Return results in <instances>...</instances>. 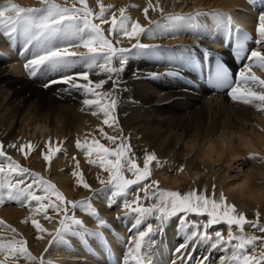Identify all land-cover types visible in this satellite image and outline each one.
<instances>
[{
	"label": "snow or ice",
	"instance_id": "6c2138e0",
	"mask_svg": "<svg viewBox=\"0 0 264 264\" xmlns=\"http://www.w3.org/2000/svg\"><path fill=\"white\" fill-rule=\"evenodd\" d=\"M96 3L99 11L90 6L89 0H71V3L69 0L64 3L40 0V7H22L7 0L0 5V30L7 36L20 30L31 38L24 63L30 78L40 81L45 90L58 86L55 92L59 96L81 94L86 97L82 101L85 108L81 111L89 110L90 115L100 118L99 138L89 133L83 142L77 140L75 146L86 154L89 165H95L108 174L107 178L97 176V180L102 186L100 189L107 190L109 199L113 200L108 207L116 206L118 212L123 213L117 219L127 221L131 233L128 254L131 262L155 264L153 249L175 221L177 238L183 239L173 255L179 254L177 258L181 264H212L209 259L212 252L220 253L216 264H264V222L258 210L254 219H249L246 213L238 210L236 203L228 201L223 191L217 198L214 184L211 193L206 188L184 192L162 188L158 180L152 179L154 166H166L157 154L153 151L138 156L130 143V136L109 135L105 131L108 128L123 132L118 109L122 93L128 91L123 74L130 62L141 58L156 61L161 53H167L168 62L175 70L165 75L175 73L174 78L180 79L183 72L178 69L194 65L195 49L208 51L203 45L163 49L142 43L141 37L154 39L157 29L161 34L175 36L185 30L175 22L193 20L200 15L213 17L216 32L222 35L225 27L221 20L230 14L197 12L188 16L176 13L164 16V9L149 0L143 9L146 19L149 9H152L158 11L164 20L174 23L165 27L149 20L152 26L145 28L127 14L126 8H119L117 14L103 0H96ZM257 33L264 38V15L258 20ZM200 34L213 38L211 32ZM257 44H264V39H258ZM23 50L21 46L20 51ZM197 58L205 82L211 79L220 88L227 85L230 99L254 105L264 112V79L252 72L254 66L264 69V51L253 50L247 57L248 64L234 72L231 83L216 77L213 61ZM138 72L134 69L133 75L137 76ZM149 75L159 77L157 73ZM215 93L217 90L214 89ZM8 149H15L28 159L38 147L32 142L18 144L13 140L6 145L0 141V206L16 203L30 208L33 215L24 223L34 228V241H43L46 237L51 240L43 255L34 254L28 239L0 219V229L20 237L9 238L0 234V264H20L21 260L27 264H52L48 259L51 244L66 228L73 224L82 225V221L73 215L77 200L66 199L55 184L14 159ZM62 152L59 142L49 139L41 155L50 167L57 154ZM177 171L183 172L184 166L181 165ZM71 175L75 177L77 186L95 194L97 190L86 181L79 161H76ZM50 210L60 217L59 227L54 232H50L38 219L43 217L52 221L54 217L49 215ZM218 225H224V228ZM246 228L253 229V234H248ZM256 231L260 235L254 234ZM190 244L192 250L188 251ZM201 246L209 250V255L197 256L193 260L196 249Z\"/></svg>",
	"mask_w": 264,
	"mask_h": 264
},
{
	"label": "bare ground",
	"instance_id": "6f19581e",
	"mask_svg": "<svg viewBox=\"0 0 264 264\" xmlns=\"http://www.w3.org/2000/svg\"><path fill=\"white\" fill-rule=\"evenodd\" d=\"M129 1L131 0H105L106 3L104 4L112 6L113 11H116L117 14L119 8H126L127 14L129 13V16L133 20H137L145 26L150 20L151 15L148 14V18L146 19L143 9L148 6L149 1L145 2L141 10L139 8L138 11L127 5ZM240 1L196 0L192 6H189L190 9L189 7L183 9L184 7L179 3L176 9L180 11L183 9L182 12L187 9H197L201 6H207L208 8L218 6L224 9L223 13L230 14V16H225L228 17L230 23L234 22L237 25L243 26L250 33L252 41L248 57L253 50H256L253 49L252 45L259 37L257 27L253 23L254 13L257 7L264 6V0H251V4L254 7H250L251 4L239 3ZM153 2L155 0H151V3ZM31 3L23 2L25 7L26 4L30 6ZM238 3L239 6L237 5ZM37 5H40V2H35V6ZM236 6L239 7L238 10H235ZM173 9L175 8L168 5L164 11H171ZM240 10H243L245 13H242ZM149 11L151 12L152 10L149 9ZM153 13L157 14L159 12L155 11ZM173 23L170 21V25ZM221 23L224 25L223 19ZM180 25L184 26L185 30L175 36L161 34L160 30L157 29L156 31L159 34L164 35L161 40L141 37V42L158 45L163 49H176L177 46L203 45L206 46L208 51L205 52L196 48L194 54L201 51L202 55L211 53L223 58L226 57L227 52L224 49L223 40L227 30L225 29L222 35L217 34L216 22L213 17L208 15L205 17L199 16L193 20L180 22ZM207 32H211L213 38L200 34ZM233 34V29H230L229 45L231 44ZM4 35V31L0 30V55L1 57H7L0 58V141H3L6 145L9 141L13 140L18 144L26 143V139L24 140L23 138H26L28 135L25 137V134H28L29 131H39L45 137H50L47 134L49 132L52 135V139H56L55 137L53 138L55 134L59 135L62 140L69 136L74 141V145H76V135L83 137L87 132L89 133L91 130H94L95 127L97 130L101 123L100 118L90 115L89 110L81 111L82 108H85L82 101L86 97H82L78 93H74L71 96H59L54 90L55 85L45 90L40 84L35 82V79L30 78V75L28 76L27 71L24 70V63L28 47L32 42L31 38L20 30L2 38ZM21 46H23V51H20ZM126 46L128 45L126 44ZM167 56V53H161L156 61L141 58L130 62L127 66V71L123 74V77L128 91L122 93L121 104L118 109L120 126L123 129V133L126 135L134 133L136 134L135 136L138 134L137 139L146 148L149 147L155 150L161 161L165 158L168 162H174L172 163L174 171L171 176H166V172L169 170L163 167L160 168L161 175L157 178L163 182L168 179L167 184L170 188L180 182L192 184L198 182L204 188L208 175L212 173L214 176L217 174L216 179L213 180L216 184V195L223 191L230 201L240 207L242 212L246 213L251 208H258L257 204L264 206V201L256 203L248 199L246 195H240L241 192L246 191V181H251L252 189L264 188V178L258 174L260 171H264V157L256 154L255 158L258 159V162L243 165L245 163L243 152H264V131L256 133L255 127H248L249 123L255 126L259 122L264 121V112L259 111L254 105L250 106L233 101L230 99L227 91L221 95H209L205 91L203 93L197 92L194 86L198 87L199 84L193 76L192 66H189L188 69H178L183 72V77L180 79L174 78L175 73L169 76L165 75V73L175 70L169 64ZM134 69L139 70L137 76L133 75ZM150 73H157L159 77L152 78L149 75ZM94 79H99V77H94ZM47 91H52V94L60 99L56 100L48 96L46 94ZM206 99L219 102L211 113L204 104ZM224 127L243 130L249 134L251 146L244 148L240 146L238 141H234L233 147L225 157L216 160L215 163H208L202 159L204 149L216 139L218 133ZM62 140H59V142ZM132 143L135 145L138 141L135 139ZM43 145L41 143L36 152H41L43 150L41 146ZM137 150H142V147H138ZM8 151L14 159L27 166H34L36 169H43L44 167L43 160L26 161L25 158L20 157L15 149H8ZM77 154L76 152L74 156L85 164L86 161L83 159L85 157ZM58 164L54 162L51 167L58 169L61 165ZM181 165L184 166V171L178 172L177 169ZM59 170H62V167ZM252 170H255V173ZM175 174H180L181 178L177 179V175L175 176ZM55 176H60V174L57 172ZM178 180L180 181L179 183ZM92 184L96 186V184ZM73 185L76 186V184L66 180L60 185L63 187L61 189L66 191L68 200L79 198V196L83 195L78 192L79 195L75 194V192L72 193L73 191L70 192L68 189H71ZM172 189L174 190V187ZM82 207L78 205L74 209L73 215L82 221V225L87 224L88 227L77 233L78 240L76 241H78V247L76 248V252H74V256H87L86 261L89 264H133L128 255L129 241L124 246L121 239L115 240V238H109L107 236L109 232H99V230H105L104 224H111L108 221L117 215V213L113 210V212H108V209L104 210V215L101 217V221L99 220L100 224H98L92 214L93 211L88 210V207ZM28 214L26 215L25 210L21 208L0 206V218L6 221L7 224L16 227L22 236L28 239L31 246L30 249L34 254L42 255L50 237H46V241H43V243H34V229L29 224L24 223L31 216ZM51 216L54 217L52 221L42 219L50 232L54 230V227H57L60 218L54 213ZM119 220L122 222L121 225L115 224L116 231L127 230V221L123 219ZM262 222H264V217ZM96 230L98 231L94 236L90 237V241H86L90 243L89 249L84 246L82 239L84 241L85 239L88 240L91 231L95 232ZM0 234L9 237L8 234H4L3 229H0ZM181 241L177 240L176 229H169L168 234L161 238V241L153 249L152 259L155 264H181V261L177 258L179 254H176L175 257L173 255L176 246ZM191 250L190 244L188 251ZM196 251L192 257L193 260L197 256L204 254L207 256L209 252L208 249H205L201 255H196ZM209 259H211V255ZM78 260L79 258H73V263L70 264H82ZM20 264H27V262L21 260ZM52 264H61V258H58L57 261L54 260Z\"/></svg>",
	"mask_w": 264,
	"mask_h": 264
},
{
	"label": "rangeland",
	"instance_id": "374dc122",
	"mask_svg": "<svg viewBox=\"0 0 264 264\" xmlns=\"http://www.w3.org/2000/svg\"><path fill=\"white\" fill-rule=\"evenodd\" d=\"M40 2V0H12V2H14V3H17V4H19V5H21L22 7H25V5L23 4V2H26V3H29V2H32L31 3V5L29 6V4H26V7H33V6H35V2ZM135 1V2H134ZM147 1H149V0H131V1H129L128 2V6L130 7V8H133L134 10H137L138 11V9L139 10H141V8H142V6L145 4V2H147ZM196 0H159V1H157L156 2V0H155V2H153L152 4L153 5H157V4H159V6L160 7H162L164 10L166 9V6H170V7H173V8H175V9H173V10H171V11H178L177 9H176V7L178 6V3L179 4H182V7H184L183 9H185V7H189V6H192L193 5V3L195 2ZM206 1H208V0H206ZM219 1H221V0H219ZM7 2V0H0V5H3V4H5ZM56 2L57 3H64L65 2V0H56ZM184 2V3H183ZM69 3H71V0H69ZM103 3H106L105 2V0H103ZM218 3V2H217ZM89 4H90V6L91 7H93L96 11H99V7H97L98 5H97V3H96V0H89ZM131 4V5H130ZM138 6V7H132V6ZM37 6H40V5H37ZM183 9H181V11H183ZM189 9H190V7H189ZM189 9H187V10H184V14H186V13H188V15L189 14H192V13H197V12H199V10L198 11H195V12H193V11H190ZM152 10V9H151ZM189 10V11H188ZM186 11H188V12H186ZM128 12V11H127ZM153 12H155V10H152L151 12L149 11L148 12V14H150L151 16H150V21H155V22H157V21H159V19H161L160 21L162 22V21H165L164 20V18L163 17H161V14H159V13H157V14H155V13H153ZM156 12H158V11H156ZM166 12V11H165ZM201 12V11H200ZM159 14V15H158ZM128 15H129V13H128ZM187 15V16H188ZM164 16H167V14L165 15L164 14ZM199 17V16H198ZM200 17H202V15H200ZM197 18V17H196ZM164 24V23H163ZM152 25H150V23L148 22L147 23V26L145 27V28H148V27H151ZM158 36V35H157ZM162 36H164V35H162ZM263 48H264V44H263ZM253 71V70H252ZM253 72H256V75L258 76H261V77H263V75H261L260 74V72L259 71H253ZM53 92L52 91H47V95L48 96H50V97H53V98H55L56 100H59L60 98H58V97H56V96H54L53 94H52ZM58 98V99H57ZM248 127L249 128H254L255 127V132L257 133V132H262V131H264V121H261V122H259L258 124H256L255 126H253L251 123H249L248 124ZM31 130V129H30ZM94 131H96V132H94ZM105 131H107L108 132V134L109 135H126V134H124L123 132L121 133V132H119L117 129H108V128H105ZM30 132V133H29ZM28 132V134H25V137L26 138H23L25 141H26V143L27 142H32L34 145H37V147H38V149H39V146L41 145V143H43L44 145H43V147H46L47 146V142L49 141L48 139H51L52 141H56V142H59V140H62V139H60V136L59 135H57V134H55V135H53V138L55 137L56 139H52L51 137H52V135H50V133L48 132L47 134H48V136H50V137H45L44 135H42V133L41 132H39V131H35V132H31V131H29ZM36 133V134H35ZM41 133V134H40ZM89 133H92V134H94V135H96L97 136V138H99V132L96 130V127H95V129L94 130H91ZM88 132L86 133V134H89ZM129 133V132H128ZM218 133V132H217ZM134 133H132V135L129 133V134H127L128 136H130V143L133 145V141L136 139L137 141H138V143L137 144H135V145H133V148H134V151H138L137 152V154H138V156H139V154L140 153H147V152H155L156 153V151L155 150H153L152 148H146V146L145 145H143V143L139 140V139H137V136H139L138 134H137V136H135L136 134H134ZM57 135V136H56ZM136 138H135V137ZM66 138V137H65ZM63 139L62 141H60L59 142V146L63 149V152L62 153H59V154H57V157L54 159V161H53V163L55 162L56 164H58V165H60L59 167L60 168H58V169H56V168H52L51 166L49 167L47 164H46V162L42 159V155H41V152H36V151H34V153L28 158V159H25L26 161H30V160H36V161H42L43 160V169H36V167H34V166H27V165H25V164H23V165H25V166H27V167H29V168H31L33 171H36V172H39L41 175H43L46 179H48V180H50L53 184H55L57 187H58V189L64 194V196H65V198L67 199V195H66V191L65 190H63V189H61V188H63V187H61L60 185L63 183V181L64 180H66V181H69V182H72V183H74V184H76L75 183V177H73L72 175H71V172L75 169V165H76V161H79L78 160V158L76 157V156H74V154L77 152L78 154H79V156H81V157H85V158H83V159H85V161H86V163L85 164H83L81 161H79V164H80V170H81V172L84 174V177H85V179H86V181L91 185V187L94 189V190H97L96 192H95V194H93L92 192H90V191H87L86 189H84L83 187H80V186H74L73 185V187L71 188V189H68V190H70V192H72V193H74L75 192V194H77V195H79V194H83V195H81V196H79V198H75V199H72V200H77V204L78 205H80V206H83L84 208H87L88 210H92V211H95L96 213H98V211L97 210H99V215H97V216H94V218H95V220H96V222L98 223V224H100L99 223V220L101 221V217H103V211L104 210H109L108 212H110V211H114V212H117V213H119L118 212V210H117V207L116 206H113V207H111V208H109L108 207V205L109 204H113V200L112 199H109V193L107 192V190H104V189H100L102 186L99 184V182H98V180H97V176H99V177H103V178H107V173H105L102 169H100L99 167H97V166H95V165H89L88 164V162H87V158H86V154L84 153V152H82L80 149H78V148H76V146L74 145V141H72L71 139V137H67L66 139ZM76 138H77V140H80L81 142H83L84 141V139L86 138V135H84L83 137H81L80 135H76ZM40 140V141H39ZM35 142H36V144H35ZM101 142L102 143H106L107 144V142L106 141H104V140H101ZM40 144V145H39ZM184 146V145H183ZM138 147H142V150H143V152H142V150H137L138 149ZM239 150H240V148H239ZM244 154H243V158H244V161H245V163H243V165H248V164H255V162H258L257 160V158H255V156H256V154L257 155H261L262 157H264V152H243ZM18 154L20 155V157H22V158H25L21 153H19L18 152ZM77 154V155H78ZM157 154V153H156ZM253 156H254V158L255 159H253ZM160 159V158H159ZM251 159L253 160L252 162H251ZM164 163H165V168L167 169V170H169V171H167L166 172V176H171L172 175V173H173V171H174V169H173V167H172V163H174V162H171V161H167L165 158L162 160ZM254 162V163H253ZM61 167H62V170H59V169H61ZM86 168V169H85ZM246 168V167H245ZM57 172H58V174H60V176H55V174H57ZM53 174H54V176H53ZM159 175H161V173H160V168L159 167H153V177H152V179H156V180H158L157 178H158V176ZM177 175V176H176ZM175 176H176V178L178 179V178H181V175L179 174H175ZM216 177H217V174H215V176H214V174H212V173H210L209 175H208V180H206V184H205V186H204V188L202 187V186H200L199 185V183L198 182H196V183H194V184H192V183H189V182H180L179 180H178V183L179 184H177V185H175V186H173L174 187V190H180V191H182V192H184V191H189V190H192V189H199V190H201V191H203L205 188L207 189V192L208 193H211L212 192V186H213V184L214 185H216L215 184V182L213 181L214 179H216ZM62 178V179H61ZM167 181H165V182H163V181H160V180H158L159 182H160V186L162 187V188H166V189H172L173 187H171L170 188V186L167 184V182H168V179H166ZM92 183H94V184H96V186H94ZM94 186V187H93ZM173 190V189H172ZM80 191V192H79ZM79 194H78V193ZM220 194V193H219ZM219 194L218 195H216L217 196V198L219 197ZM226 195V194H225ZM227 196V195H226ZM80 199V200H79ZM84 200V201H83ZM228 201L229 202H232V201H230V199L228 198ZM98 202H99V204H98ZM100 202H101V204H100ZM97 204V205H96ZM251 204H252V202H251ZM86 205V206H85ZM253 206V205H252ZM251 206V207H252ZM257 206H258V208L256 207H254V208H251V209H249L248 210V212H246V214H247V216H248V218L249 219H254V213L258 210L260 213H261V221H262V219H263V217H264V206H260L259 204H257ZM5 207L7 208V207H9V208H21V209H23V210H25V212H26V215L28 214L29 216L31 215H33V213L31 212V211H29L30 210V208H28V207H22V206H18L16 203H11V204H8V205H5ZM82 207V208H83ZM104 207V208H103ZM86 209V210H87ZM238 210L239 211H241L240 210V207H238ZM91 211V212H92ZM102 211V212H101ZM112 211V212H113ZM242 212V211H241ZM73 213H74V210H73ZM96 213H94V215H96ZM120 213H122V212H120ZM53 213L51 212V210L49 211V215H52ZM250 216V217H249ZM115 218H117V215H115L114 217H113V219H112V222L113 221H115L116 220V224L117 223H119L120 222V220H118L117 221V219H115ZM1 219V218H0ZM38 219H39V222L44 226V227H46L47 229H48V226L46 225V223H44V221L42 220L43 219V217H38ZM192 219H195V217L193 216L192 217ZM6 222V221H5ZM112 224V223H111ZM30 225V224H29ZM105 225V224H104ZM31 226V225H30ZM78 226V227H77ZM80 225H77V224H73V225H71L70 226V228H66V229H68V230H64L62 233H63V235L62 234H60L57 238H56V240H55V242L54 243H52L51 244V247H50V249H48V251L50 252V256L48 257V259L51 261V262H54V260H58V258H61V264H70V263H73V258H79V262H81L82 264H89V262L88 261H86L87 260V256L85 257V256H74V252L73 253H71V250H68V247L67 246H65V244H62L63 242H64V239H63V236L64 237H66L67 236V238L69 239L70 237L74 240L75 239V237H76V239L75 240H78L77 239V233L78 232H81L82 230L80 229V227H79ZM12 227H13V225H12ZM32 227V226H31ZM59 227V222H58V225H57V227H54V230L52 231V232H54L55 231V229L56 228H58ZM217 227H219V225L217 226ZM14 228H16V227H14ZM219 228H223V227H219ZM17 229V228H16ZM32 229H34L33 227H32ZM81 230V231H80ZM17 231H18V229H17ZM19 232V231H18ZM246 232L248 233V234H253V232H254V230L253 229H251V228H246ZM20 233V232H19ZM34 233H35V231H34ZM70 233H73V234H70ZM4 234H8L9 235V238H12V237H15L16 239H19L20 237L19 236H15V234L14 233H12V232H10V231H5L4 230ZM227 233L225 232V235H226ZM254 234H256V235H260V233L258 232V231H256ZM22 235V234H21ZM76 235V236H75ZM66 238V239H67ZM50 240H51V238H49V240L47 241V244H46V246H45V249L44 250H46L47 248H48V246H49V243H50ZM43 241H46V239H44ZM43 241H39V240H36V241H34V243L35 244H40V243H43ZM68 241V243H69V240H67ZM72 242V241H71ZM36 246V245H35ZM61 247V248H60ZM62 251H61V250ZM72 249V248H71ZM31 250V249H30ZM73 250V249H72ZM60 253V254H59ZM43 254H44V251H43ZM42 254V255H43ZM58 255V256H57ZM62 256V257H60V256ZM65 258H64V257ZM55 258H57V259H55ZM86 258V259H85ZM52 259H53V261H52ZM72 261V262H71ZM87 262V263H86Z\"/></svg>",
	"mask_w": 264,
	"mask_h": 264
},
{
	"label": "clouds",
	"instance_id": "9594fccd",
	"mask_svg": "<svg viewBox=\"0 0 264 264\" xmlns=\"http://www.w3.org/2000/svg\"><path fill=\"white\" fill-rule=\"evenodd\" d=\"M217 103L219 102H214L209 99L204 101V104L210 113L216 107ZM234 141H238L240 146L244 148H249L251 146L249 134L245 133L243 130H234L224 127L218 133L216 139L205 147L202 159L208 163H215L216 160L221 159L228 154L233 147ZM252 171L255 173V170ZM258 174L260 177L264 178V171H260ZM245 188L246 191L241 192V196L246 195L248 199H251L256 203L264 201V188L252 189L251 181L245 182Z\"/></svg>",
	"mask_w": 264,
	"mask_h": 264
}]
</instances>
